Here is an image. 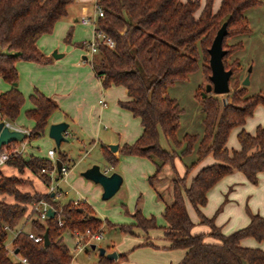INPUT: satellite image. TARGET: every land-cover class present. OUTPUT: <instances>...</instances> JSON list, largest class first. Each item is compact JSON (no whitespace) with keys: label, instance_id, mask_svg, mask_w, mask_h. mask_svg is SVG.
<instances>
[{"label":"trees","instance_id":"trees-1","mask_svg":"<svg viewBox=\"0 0 264 264\" xmlns=\"http://www.w3.org/2000/svg\"><path fill=\"white\" fill-rule=\"evenodd\" d=\"M70 1L0 0V77L10 84L0 91V116L5 120L15 118L24 100L16 86L15 61L30 59L45 62L49 59L38 49L36 38L49 32L54 22L65 15ZM211 2L205 0L195 17L193 12L199 0H98L103 10V15L97 20L98 26L111 36L114 43L111 47L98 44L89 62L103 87L111 83L125 86L129 98L119 100V104L139 117L142 131L134 141L123 143L119 153L138 154L151 159L156 170L147 177L150 184L155 182L164 163L172 164L175 155L182 157L194 149L195 157L185 164L183 174H178L172 165V201L165 204L161 211L166 222L162 226V234L169 248L184 249L175 264H264L263 249L239 243V239L247 235L264 240V215L247 210L248 223L225 234L213 223L212 216L207 217L200 210L206 201L207 189L224 174L240 170L247 180L254 183L257 172L264 171V126L256 125L252 133L240 128L236 134L238 149L228 150L225 145L231 127L241 125L257 103L264 107V90L242 98L234 94L225 103L209 93L204 96L201 91L198 95L194 94L203 112V130L200 135L185 132L181 138L176 134L181 108L166 91L175 80L186 78L189 72L196 69L200 56L206 57L208 63L207 47L221 21L227 19L223 47L227 36L248 32L243 10L261 0H220L216 11H212ZM69 35L70 30H67L65 41L69 40ZM224 48L223 63L229 52ZM208 69L210 71L209 66ZM28 98L32 106L25 110V115L34 121L27 136L29 140L44 133L51 114L58 106L54 99L37 90ZM159 130L179 148H163L158 141ZM101 150L108 163L117 164L118 155L104 145ZM207 154L212 155L215 161L201 166L186 183L187 172ZM57 157L63 165H67L63 152L58 151ZM7 162L20 170L27 167L39 173L45 182L50 178L46 172H41V168H53L50 159L32 154L26 159L13 157ZM55 176L59 178L61 174L56 172L53 178ZM17 182L18 178L13 175H0V193L13 196L12 201L0 198V264H68L73 253L60 241V231L96 229L102 219L91 211V206L85 201L75 204L72 199H67L58 205L56 197L50 192L20 191L16 187ZM39 198L56 210L44 220L35 216L31 219L33 232L42 234L47 229L48 242L34 241L22 230L12 237L10 246H7L8 231L4 225L15 227L25 212L26 204ZM185 199L197 213L199 222L209 226L208 234L217 241H205L204 233L190 231L193 221L188 215ZM131 216L134 219L132 223H119L117 227L129 233H133V227L145 233L150 228L159 227L153 215H143L138 198ZM58 217L63 221L62 226L57 223ZM105 222L110 224L107 220ZM14 249L17 251L14 252ZM22 257L26 263L21 261ZM98 261L100 264L111 263V259L103 254H98Z\"/></svg>","mask_w":264,"mask_h":264},{"label":"crops","instance_id":"crops-1","mask_svg":"<svg viewBox=\"0 0 264 264\" xmlns=\"http://www.w3.org/2000/svg\"><path fill=\"white\" fill-rule=\"evenodd\" d=\"M204 2L205 0H199V5L193 12L195 17L199 15ZM92 3L93 0H71L67 4L65 15L54 22L49 32L41 33L36 38L38 49L49 59L45 62L30 59L15 61L16 86L26 97L37 90L55 100L58 108L51 114L48 124L59 120H65L68 123L66 128L68 139L63 140L65 147L62 150L68 169L64 175L55 179L58 180L59 187L56 185V188L61 191L60 194H62L61 189L63 188L65 189L64 194L70 193L68 199L79 197L84 199L92 209L98 208L100 206L98 199L101 198L102 191L100 184L80 174L82 169L92 163H99L100 168L107 169V172L112 170L119 172L122 177L120 185L124 182L131 190L129 211L122 212L123 209L120 206H114L111 211L108 210L109 215H112L111 218H104L110 223L108 227L117 228L124 239L117 246L112 242L103 246L105 252L111 250L116 252V257L111 258L110 264H175L182 257L184 249L169 248L168 241L163 238L162 234V226H165L166 222L161 211L165 204L172 201L171 186L168 178L165 177L166 173H169V165L164 163V171L157 173L163 178L150 184L147 177L156 170L154 162L146 156L119 153V147L123 143H130L140 135L142 131L140 119L119 104V100L129 98L125 86L111 83L103 87L90 62L83 57L84 54L80 55L81 50L86 52V48L80 43L92 36L93 26L89 23H81L79 17L82 14L90 15ZM219 4L220 0H212V11H216ZM67 30H70V35L69 40L65 41ZM53 50H56L60 55L56 57L51 55ZM0 79V90L7 89L10 84L1 77ZM31 106L32 102L26 98L22 105V115L19 119L15 117L11 120L12 127L26 129L32 127L33 119L25 115V110ZM256 125L264 126V107L261 103L254 106L252 113L245 117L241 125L230 128L225 141L228 150L239 148L236 134L240 128L252 133ZM161 136L165 139L159 130V139ZM37 138V142L43 144L45 148L38 151L37 145L26 144L23 158H28L30 154L48 158L46 150L50 147L54 149V157L58 156L52 138L49 136V139L43 136ZM61 143L62 141L59 146ZM110 144L116 145L115 150L109 148ZM103 145L118 155L117 164L111 165L104 158L101 150ZM73 152L78 157L71 154ZM214 161L213 156L209 154L201 158L187 172L186 183L201 166ZM7 163L0 164V168L4 171L8 170ZM176 163V172L181 174L183 171L184 173L185 167L183 168L177 159H175ZM79 164L80 166H78ZM9 167L12 173L14 166ZM75 167L78 168L75 169ZM25 171L35 179L36 190L43 193L49 192L48 183L38 173L29 168H26ZM139 193L144 195L141 212L145 216L155 215L159 227L150 228L146 233L138 227L132 228L133 233L124 232L116 224L134 221L131 213ZM2 194L0 193V198H2ZM58 196L56 197L58 205L67 200L60 202ZM187 202L188 200L185 199L188 215L193 221L190 231L207 234L209 226L199 222L197 213ZM200 210L205 216H212L213 223L225 234L248 223L247 210L264 215V171L257 172V180L254 183L247 180L240 170L224 174L207 189L206 201L200 206ZM23 215L24 218L32 216L30 204ZM19 223L16 226H22L24 230H31V228H23V222L20 225ZM59 238L70 249L73 243L71 235L64 231L59 234ZM203 239L209 242L217 241L212 236H206ZM239 243L243 246H255L264 250V240H257L251 235L241 237ZM70 261L68 264H72Z\"/></svg>","mask_w":264,"mask_h":264},{"label":"rangeland","instance_id":"rangeland-1","mask_svg":"<svg viewBox=\"0 0 264 264\" xmlns=\"http://www.w3.org/2000/svg\"><path fill=\"white\" fill-rule=\"evenodd\" d=\"M91 14H93L92 6L90 9V15ZM243 14L247 19L249 31L241 34H232L224 39V47H226L229 51L224 59L225 68H231L232 70L228 81L229 90L224 93H214L212 91H207V93L217 96L221 103H225L226 101H229L233 97L232 95L234 94L242 98L247 94L264 90V0H261V2L256 5L245 8L243 10ZM81 54L87 55L85 50H81L80 55ZM86 60L89 61V58L86 57ZM197 62L198 65L196 69L189 72L186 78L175 80L166 89L167 94L173 97L178 103L179 107L181 108V113L179 115V126L176 132L178 138H181V136L185 132L197 133L198 135H200L203 130V123H202L203 112L201 110V105L199 101L196 99L194 94L198 95L200 91L204 90V85L208 81V74L210 73V71L208 69V63L206 57L204 58L203 56L202 58V56H200L197 59ZM246 76H247V83L243 84L242 80ZM0 84H1V79H0ZM26 98L28 97L24 96V100L19 107L17 115L15 116L16 119H19V117L22 115V105L26 100ZM46 134L47 132L45 133L44 131V133L41 136L48 138ZM37 139H38L37 137L31 138L28 140L27 144L28 145L30 144L32 146L37 145L39 148L38 151H41L43 147L45 148V146H43V144L41 143H38ZM158 141L159 144L165 149L177 150L179 148L176 147L170 140L166 138L164 139L163 136H161L160 139L158 137ZM64 147H65L64 141H62L61 146H59L58 148L54 145L56 152L58 151L62 152V150H64ZM74 152L71 154L78 157V155H76V153L74 154ZM194 157H195V152L193 149L189 154L185 156L181 157L175 155L173 157L172 164L167 163V165H169V173L167 172L166 173L167 175L165 177L168 178L170 186H171L170 177L173 171L172 165L174 166L175 171H177L176 168L178 162L175 164V159L180 161L181 165L184 168L185 164L190 162ZM7 164L8 166L6 167L8 168V170L4 171L2 168H0V175H13L16 178H18L16 187L20 191H26L29 193H33L34 191L39 192L38 190H36L35 187V183H34L35 179L32 178L25 171L27 167H23L20 170L15 165L9 162ZM9 166H14V169H12L13 170L12 173L10 172L11 169ZM78 166H80V164ZM76 168L78 167H75V169ZM159 171L161 172L164 171L163 165ZM182 173L183 171H181V174ZM159 178L162 179L163 177L157 175L155 181L159 180ZM53 183L54 185H57L58 180H54L53 178ZM61 190H62V194L58 196L60 202L68 199V196L70 195V193H66V194L63 193L65 189L62 188ZM130 193L131 190L123 182L120 185L119 189L115 193H113L110 197L106 199H101V198L98 199V201L100 202V206H98V208L95 207L94 210L92 209V207H90L91 211L96 216L102 219L100 225L103 228L102 231L103 236L101 239L95 241L96 245L105 246L106 244L112 242L117 246L118 244H121L123 242L122 240L124 239L120 234L119 230L117 228L112 229L108 227L104 218H108V219L111 218L110 216L112 215L111 214L109 215L108 210L111 211L114 206H120L123 209L122 212H124V210L129 211L130 208L129 205L131 203ZM2 198H5L7 200H13V196L7 193H3ZM137 198L139 201V207L141 208L144 195L142 193H139V196ZM30 203L31 202H28L26 204V208L29 206ZM187 204L191 205L189 202H187ZM153 216L155 218V215ZM24 217H25L24 215L21 217L19 225L23 222V226H24L23 228H31V219L34 217V214H32L31 217L30 215L26 218ZM200 223L206 225V223L203 222ZM12 234L13 233L11 231L7 233V237L5 241L7 246H10V240L12 238ZM206 236H211V235H209L208 233L204 234L203 238ZM70 262L72 264H100L98 261V251L96 248L89 247L87 248L86 251L77 252L73 256Z\"/></svg>","mask_w":264,"mask_h":264},{"label":"water","instance_id":"water-1","mask_svg":"<svg viewBox=\"0 0 264 264\" xmlns=\"http://www.w3.org/2000/svg\"><path fill=\"white\" fill-rule=\"evenodd\" d=\"M226 23L227 19L221 21L220 25L216 29L210 45L207 47L208 52V66L210 68V73L208 74V81L204 85V90L201 91L202 96H204L207 91H212L214 93H224L229 90V76L232 72L231 68H225L222 56L225 53V48L222 46V39L226 33ZM53 56H59L56 50L51 52ZM86 58V55H83ZM242 83H247V76L242 80ZM15 84V82H14ZM68 123L65 120H59L55 122H50L47 126V135L53 139L55 146L58 148L61 141L66 140V128ZM24 137L23 131L20 129L9 128L3 120H0V146L8 143L9 141L13 140H20ZM109 148L111 150H115L116 145L110 144ZM62 162L58 157L54 159V166L57 173L60 172ZM80 174L92 180L95 183L100 184L102 191L100 193V197L102 199H106L110 197L119 187L122 177L121 174L115 170L110 172L101 169L99 164L92 163L91 165L87 166L85 169L80 171ZM57 177H54V180ZM50 195H53L50 192ZM54 209L51 206L46 208V213L48 216H52L54 214ZM42 241L43 244L48 242V235L47 229H44L42 233ZM91 248H96L98 254H103L107 258H115L116 252L114 250L105 252V248L100 245H95V243L90 244ZM17 249H14L16 252Z\"/></svg>","mask_w":264,"mask_h":264},{"label":"built area","instance_id":"built-area-1","mask_svg":"<svg viewBox=\"0 0 264 264\" xmlns=\"http://www.w3.org/2000/svg\"><path fill=\"white\" fill-rule=\"evenodd\" d=\"M93 7V14L87 15V14H82L79 17V21L81 23H89L93 26V33L92 36L88 39H85L82 41L84 47L86 48V53L87 57L89 60L91 59L93 53L97 50L98 44H105L109 47L113 45V39L111 38L110 35L104 32L102 28L98 26L97 20L98 17L103 15V10L98 3V0H93L92 3ZM0 120H3L4 123L9 127V128H14V129H20L24 133V137L20 140H14L16 142L10 144L11 141L8 143H5L0 146V164L7 162L8 159L13 158V157H24L25 154V146L28 142V134H29V129L26 128H20V127H12L11 121L5 120L3 117L0 116ZM48 158L52 161L53 168L51 169H45L41 168V172H46L49 176V181L48 183V191L52 192L55 197H57L61 191L56 188V185L53 183V176L56 175V170L54 166V149L53 148H48L46 150ZM68 169L67 165H61L60 168V174L61 176L66 173ZM107 171V169H105ZM65 192V191H64ZM85 201L84 199H81L79 197L73 198L72 202L73 203H81ZM50 206L46 200L43 198H39L35 201H32L30 203V209L31 213L34 214V216L38 219L44 220L46 217H48L46 213V208ZM53 208V207H52ZM54 211L55 208H53ZM59 210V209H58ZM57 223L59 226H62L63 221L60 217L57 218ZM4 228L9 232L11 231L12 237L19 231H26L29 237H32L34 241H42V234L40 233H35L32 230H24L22 229V226H15V227H9L7 225H4ZM68 232L71 237L73 238V243L70 246V250L73 253V256L79 252V251H84L87 248L90 247L91 243H95V241L99 240L102 238L103 233H102V226L100 225L96 229H89L86 228L84 231H79L77 229H72V230H66L63 229L60 231V234L62 232ZM96 245V243H95ZM21 261L26 263L25 258H21Z\"/></svg>","mask_w":264,"mask_h":264}]
</instances>
